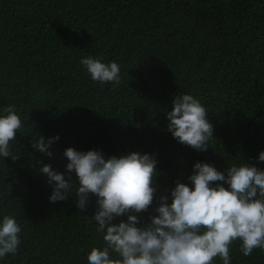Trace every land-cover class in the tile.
<instances>
[{"label": "trees", "instance_id": "16d2710c", "mask_svg": "<svg viewBox=\"0 0 264 264\" xmlns=\"http://www.w3.org/2000/svg\"><path fill=\"white\" fill-rule=\"evenodd\" d=\"M85 55L119 63L120 83L92 81L79 63ZM180 93L208 112L207 151L166 130ZM7 104L22 126L10 142L17 158L0 157V214L14 215L22 234L0 264H87L102 243L90 221L96 197L84 210L75 193L51 203L39 173L42 164L64 172L66 148L154 156L157 191L137 226L155 214L160 195L190 184L197 161L264 169L256 159L264 151V0H0V107ZM38 135L59 137L50 157L32 147ZM230 256L231 264H264V251L244 256L239 240Z\"/></svg>", "mask_w": 264, "mask_h": 264}, {"label": "clouds", "instance_id": "9594fccd", "mask_svg": "<svg viewBox=\"0 0 264 264\" xmlns=\"http://www.w3.org/2000/svg\"><path fill=\"white\" fill-rule=\"evenodd\" d=\"M79 63L94 82L115 86L121 81L116 61L85 55ZM207 113L192 94H177L165 113L166 130L178 143L207 151L213 140ZM21 126L15 104L0 107V157L17 158L10 142ZM58 139L38 135L31 145L50 157L51 145ZM63 156L64 172L42 164L39 173L51 187V203L75 193L76 207L84 210L89 196L96 197L90 221L102 243L89 249L87 264H215L217 257L220 264H231L230 246L237 240L244 256L256 248L264 251V169L241 161L220 171L197 161L187 177L190 184L178 182L166 190L169 194L159 196L149 222L137 226V214L148 209L157 191V160L152 154L129 152L106 158L99 149L68 147ZM256 159L264 162V151ZM121 216L126 219L113 223ZM21 234L14 215L0 214V260L17 253Z\"/></svg>", "mask_w": 264, "mask_h": 264}]
</instances>
